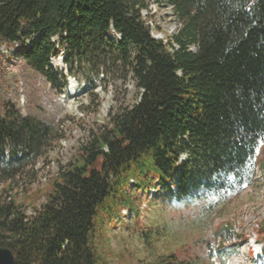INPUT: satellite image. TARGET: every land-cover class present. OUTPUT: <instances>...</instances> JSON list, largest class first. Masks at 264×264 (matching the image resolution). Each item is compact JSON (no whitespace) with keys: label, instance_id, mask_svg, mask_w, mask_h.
<instances>
[{"label":"trees","instance_id":"16d2710c","mask_svg":"<svg viewBox=\"0 0 264 264\" xmlns=\"http://www.w3.org/2000/svg\"><path fill=\"white\" fill-rule=\"evenodd\" d=\"M151 3H168L182 24L168 41L155 39L142 15ZM11 44L58 94L68 76L51 58L62 49L69 74L89 67V86L92 75L118 71L139 94L59 167L31 216L12 198L13 184L64 135L12 103L0 108V186L8 182L10 194L0 202V247L15 264H99L97 222L103 211L114 220L118 209H136L131 180L177 185L171 202L254 177L264 143V0H0V47ZM257 236L264 252V220Z\"/></svg>","mask_w":264,"mask_h":264},{"label":"rangeland","instance_id":"374dc122","mask_svg":"<svg viewBox=\"0 0 264 264\" xmlns=\"http://www.w3.org/2000/svg\"><path fill=\"white\" fill-rule=\"evenodd\" d=\"M142 15L159 40L168 41L182 27L168 3L161 6L151 3ZM149 15H154V19H149ZM21 51L17 45L0 47V108L12 103L24 117L38 118L62 130L64 135L49 150L46 160L39 159L34 169H27L13 184L12 198L31 216L35 213L34 206L40 209L46 203L48 185L59 167L76 156L78 148L92 133L103 132L110 115L134 106L139 94L131 76L125 80L124 74L118 71L92 75L93 84L89 86V67L84 64V71L69 74L61 58L65 56L63 52L53 60V66L56 70L63 69L68 82L72 81V88L67 87L63 94H58L24 62ZM262 163L264 143L257 152V166L250 183L223 192L200 194L196 199L152 201L151 196L144 198L134 191L131 193L129 187L131 198L136 199L139 218L127 211L123 212V220L120 216L109 220L102 212L94 235L102 257L99 264H253L248 251L258 246L254 239L264 220ZM152 175L155 174L152 172ZM166 182L171 183L169 179ZM7 186L8 182L0 186V202L10 200V194L4 192ZM150 186L151 182L144 188ZM120 211L117 210V215ZM222 245L227 247L225 258L217 255ZM233 245L236 253L230 254Z\"/></svg>","mask_w":264,"mask_h":264},{"label":"water","instance_id":"95a60500","mask_svg":"<svg viewBox=\"0 0 264 264\" xmlns=\"http://www.w3.org/2000/svg\"><path fill=\"white\" fill-rule=\"evenodd\" d=\"M15 254L9 248L0 247V264H15Z\"/></svg>","mask_w":264,"mask_h":264},{"label":"bare ground","instance_id":"6f19581e","mask_svg":"<svg viewBox=\"0 0 264 264\" xmlns=\"http://www.w3.org/2000/svg\"><path fill=\"white\" fill-rule=\"evenodd\" d=\"M119 38H120V36H118ZM54 41H56V42H58V41H60V40H58V38H54L53 39ZM71 88H72V85H71ZM264 166V165H263ZM134 182V181H133Z\"/></svg>","mask_w":264,"mask_h":264}]
</instances>
